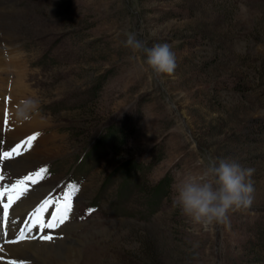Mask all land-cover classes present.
Instances as JSON below:
<instances>
[{
  "label": "rangeland",
  "instance_id": "rangeland-1",
  "mask_svg": "<svg viewBox=\"0 0 264 264\" xmlns=\"http://www.w3.org/2000/svg\"><path fill=\"white\" fill-rule=\"evenodd\" d=\"M129 34L168 44L174 72L154 76L124 47ZM0 42V97L40 102L23 121L14 105L15 127L47 125L24 152L41 159L0 166L3 181L46 169L10 216L17 226L52 185L51 202L74 189L79 224L66 223L37 260L67 264L75 244V264H264V0H0ZM2 110L0 99V122ZM105 127L100 152L68 171ZM209 155L250 170L253 203L223 224L195 223L174 205L178 183L199 176ZM123 158L137 171L109 177ZM83 208L91 214L78 219Z\"/></svg>",
  "mask_w": 264,
  "mask_h": 264
},
{
  "label": "clouds",
  "instance_id": "clouds-1",
  "mask_svg": "<svg viewBox=\"0 0 264 264\" xmlns=\"http://www.w3.org/2000/svg\"><path fill=\"white\" fill-rule=\"evenodd\" d=\"M124 47L134 54H142L154 76L170 75L177 66L175 53L166 43L149 48L135 34H129ZM39 108L38 100L27 98L17 105L14 116L17 120H28ZM249 176L250 170L239 163L209 155L199 176L189 175L178 183L174 205L195 223L223 224L229 212L244 211L252 205L253 188Z\"/></svg>",
  "mask_w": 264,
  "mask_h": 264
},
{
  "label": "snow or ice",
  "instance_id": "snow-or-ice-1",
  "mask_svg": "<svg viewBox=\"0 0 264 264\" xmlns=\"http://www.w3.org/2000/svg\"><path fill=\"white\" fill-rule=\"evenodd\" d=\"M38 135L39 133H36L28 137L23 143L31 146L32 141H34ZM20 147L21 145H16L11 150L0 151V166H3L4 160H9L16 155H20ZM42 173H46V169L41 168L39 171L33 174L27 175L22 179L12 182L10 185H0V205H2V207H0V225L6 227L9 223H14V221L9 220V209L12 208V205L17 200L28 193L30 187L29 182H31V184H36L38 182L36 178H46L45 176H42ZM4 179V175L0 174V181H3ZM69 187L71 188L72 186L70 185ZM5 196H7V202H4ZM50 203L51 201L49 199H45L42 203H40L39 206L36 207L30 215H28L27 219L21 221L24 227H20L18 229V235L7 242L19 243L25 239H36L35 236H29L28 233H30L37 224L39 225V230L41 232H43L44 228H57L64 224L69 219V213L71 212L70 197L69 202L64 204L63 209L59 212V214H50L51 220L45 224L41 220V213L49 206ZM29 221H32V223H29ZM39 239L52 241L54 237L51 234H42L40 235ZM3 251L4 249L0 248V252ZM8 264H17V261L11 260L8 262ZM19 264H24V261H20Z\"/></svg>",
  "mask_w": 264,
  "mask_h": 264
},
{
  "label": "bare ground",
  "instance_id": "bare-ground-1",
  "mask_svg": "<svg viewBox=\"0 0 264 264\" xmlns=\"http://www.w3.org/2000/svg\"><path fill=\"white\" fill-rule=\"evenodd\" d=\"M2 41H5V43L7 45H10V40L9 39L3 38ZM263 50H264V48H262V51ZM0 51H1V45H0ZM22 131H23L22 128L18 130L17 127H15L12 132H9L8 135H5L6 140H7L6 142H8L7 144H9L12 139H17L20 136H23ZM41 158H42V156H37V155L34 154V152H30V153H26L25 155H22L20 158H18L16 160L18 164H14L13 162H11L9 165H11L12 167L17 168V170L20 171V170H22V168H27L29 166V163L32 162L34 159L39 160ZM29 159H31V160H29ZM10 211H12V210H10ZM9 225H10V223H9ZM0 230H3V229L0 228ZM9 230H11V228H9L7 226V228H5V231L8 232ZM34 230L35 229H32V231H31L29 236H32V232ZM69 231L70 232H75V229L69 228ZM4 238H6V237H3V239ZM54 242H55V240H53L51 242H42V243L40 241L38 242V241H33V240H31V241L30 240H27V241L24 240V241H22L20 243H13V244H6V245L0 244V248L4 249L3 252H0V264H8L9 261L8 262L4 261L3 260L4 258L10 259V260H15V261L17 259V260H19V262L27 260L28 262H24V264H30L29 262L35 263V264L36 263L37 264H49L46 258H42L41 260H37V258L35 257V254H39L40 252H42L43 249L51 247ZM70 244H73V241H71ZM75 248H76V246L74 244V246H72V252H74V255L68 261L67 264H75L74 260H76L78 258V254H77ZM43 253H45V252H43ZM17 264H19V263L17 262Z\"/></svg>",
  "mask_w": 264,
  "mask_h": 264
},
{
  "label": "trees",
  "instance_id": "trees-1",
  "mask_svg": "<svg viewBox=\"0 0 264 264\" xmlns=\"http://www.w3.org/2000/svg\"><path fill=\"white\" fill-rule=\"evenodd\" d=\"M107 133H106V136L107 137H109L110 135H112V132H110V131H106ZM116 140H115V142H122L123 140L121 139V136H117V137H114ZM133 162H134V160H132V159H130V158H123V159H120L119 160V163L116 165V166H114V168L112 169L113 171V173L109 176V177H112L115 173H116V171L118 170V169H120V171L119 172H122V173H126V174H128L129 173V171H130V169L131 168H133ZM137 168V167H136ZM108 177V178H109ZM163 181L164 180H162V181H158V183H156V185H154V187L156 188V187H159V188H161L162 189V187L164 188V183H163Z\"/></svg>",
  "mask_w": 264,
  "mask_h": 264
}]
</instances>
